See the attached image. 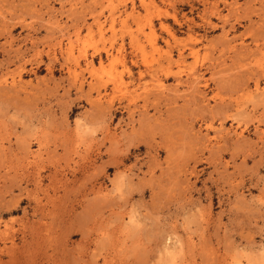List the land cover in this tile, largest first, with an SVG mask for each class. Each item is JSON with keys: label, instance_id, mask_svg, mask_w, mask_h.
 I'll return each instance as SVG.
<instances>
[{"label": "rangeland", "instance_id": "rangeland-1", "mask_svg": "<svg viewBox=\"0 0 264 264\" xmlns=\"http://www.w3.org/2000/svg\"><path fill=\"white\" fill-rule=\"evenodd\" d=\"M0 264H264V0H0Z\"/></svg>", "mask_w": 264, "mask_h": 264}, {"label": "bare ground", "instance_id": "bare-ground-1", "mask_svg": "<svg viewBox=\"0 0 264 264\" xmlns=\"http://www.w3.org/2000/svg\"><path fill=\"white\" fill-rule=\"evenodd\" d=\"M89 65V64H88Z\"/></svg>", "mask_w": 264, "mask_h": 264}]
</instances>
